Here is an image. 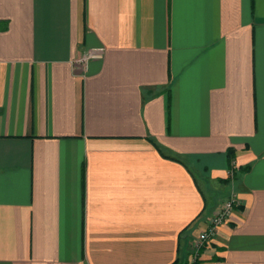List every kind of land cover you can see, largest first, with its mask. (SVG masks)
Listing matches in <instances>:
<instances>
[{"label": "crops", "instance_id": "1", "mask_svg": "<svg viewBox=\"0 0 264 264\" xmlns=\"http://www.w3.org/2000/svg\"><path fill=\"white\" fill-rule=\"evenodd\" d=\"M232 195L196 264H264V0H0V264H187Z\"/></svg>", "mask_w": 264, "mask_h": 264}, {"label": "built area", "instance_id": "2", "mask_svg": "<svg viewBox=\"0 0 264 264\" xmlns=\"http://www.w3.org/2000/svg\"><path fill=\"white\" fill-rule=\"evenodd\" d=\"M104 49H92L90 51H87L82 58H80L78 61L84 63L87 65V62L91 58H96L102 55ZM236 205V198L234 195L228 197L223 205L219 208V210L214 214V216L211 218L208 227L199 235L198 240L195 243V249L196 252L192 255L191 261L189 264H196L199 251L201 248L209 242L217 233L219 227L227 221L229 218L232 210L234 209V206Z\"/></svg>", "mask_w": 264, "mask_h": 264}, {"label": "rangeland", "instance_id": "3", "mask_svg": "<svg viewBox=\"0 0 264 264\" xmlns=\"http://www.w3.org/2000/svg\"><path fill=\"white\" fill-rule=\"evenodd\" d=\"M200 181H201V179H200ZM207 188H208V187H207ZM219 195H221V193H215V192H214L213 196L211 195L210 197L212 198V200H213V199H219V197H220ZM208 197H209V196H208Z\"/></svg>", "mask_w": 264, "mask_h": 264}, {"label": "trees", "instance_id": "4", "mask_svg": "<svg viewBox=\"0 0 264 264\" xmlns=\"http://www.w3.org/2000/svg\"><path fill=\"white\" fill-rule=\"evenodd\" d=\"M187 264H189V263H187Z\"/></svg>", "mask_w": 264, "mask_h": 264}]
</instances>
